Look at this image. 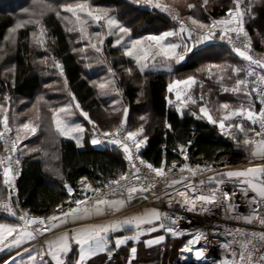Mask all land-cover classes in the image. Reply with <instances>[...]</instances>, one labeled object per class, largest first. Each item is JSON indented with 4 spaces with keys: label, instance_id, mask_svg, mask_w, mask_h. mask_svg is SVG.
Segmentation results:
<instances>
[{
    "label": "snow or ice",
    "instance_id": "1",
    "mask_svg": "<svg viewBox=\"0 0 264 264\" xmlns=\"http://www.w3.org/2000/svg\"><path fill=\"white\" fill-rule=\"evenodd\" d=\"M132 2L166 13L175 22L174 27L159 34L136 38L132 30L112 14L113 9L95 6L90 0L63 4L59 10L45 0H33V7L25 8L24 17L19 18L8 29L4 42L5 45L15 47L18 33L34 26L31 31L32 46L47 51L48 29L43 23V17L47 13H54L57 19L65 22L66 32L78 33L77 43L87 42L85 47L73 49L74 51L86 53L91 48L102 56L105 40L110 36L115 37L112 47H119L123 56L133 61L141 75H144L150 70L171 74L174 65H183L187 60L203 54L206 49L200 48V45L219 39L229 46L235 57L245 63L239 66L227 62L202 65L197 69L199 75L194 73L171 79L167 92L175 95V103L170 97L165 99L169 107H175L181 117L188 110L197 119H204L217 127L221 135L232 139L238 147L241 143L239 135L242 134L243 146L246 150L250 149L249 163L255 159L262 163L243 170L217 172L207 163L203 166L190 165L187 162V148L180 145L179 153L184 160L181 166L177 167V163L173 161L171 167H166V160L161 161L160 166H155L141 155V149L148 140L144 125L141 124L134 130L128 127L129 108L122 106V100H114L109 107L113 113L122 111L123 118L111 130H104L81 108L75 95L68 91L65 80V90L71 97L70 103L49 109L52 112V127L58 137L74 141L77 148L84 147L85 128L69 119L75 112H79L92 126L91 144L119 149L128 163L129 171L107 182L97 181L96 186L86 177L81 178L80 194L65 183L67 199L58 204L50 215H30L18 203L13 205L12 193L16 191L15 182L20 175L22 156L42 152L40 147H20L24 140L37 134L40 125L29 120L15 128L14 138L9 135L12 128L6 105L10 104L11 97L4 94L3 103H0V126L3 128L0 130V143H3L6 154L0 155V178L8 195L0 198V212L18 222H0V251L18 248L26 243L32 244L34 250L28 251L27 260L21 259L19 264H113L116 254L125 248L128 249L125 264H134L138 259V246L141 243L145 248H154L164 244L166 236L180 238L185 235L192 238L179 251L193 253L197 262H204L206 249L196 248V245L202 240L208 241L210 235L219 239L220 234H209L202 230L195 233L181 231L179 223L183 216L176 215L174 211L163 212L156 206L155 202H165L164 197L168 198L169 209L178 204L186 212L208 214L219 208L230 220L243 222L245 225H259L264 229V58L252 54V40L246 30L248 20L255 18V0H231V6L223 17L209 18L207 22L195 14L199 12V8L194 4H187L188 10L193 14L181 18L179 12L163 0ZM208 3L209 0H203L200 7L207 11ZM36 8H39V12ZM94 27L100 30L91 31ZM0 53L7 55L5 47L0 46ZM3 58L0 55V60ZM48 59L49 57H44L45 66ZM81 59L87 60L88 57L82 55ZM52 61V66L63 77V64L55 57H52ZM99 62L107 66V76L91 81L98 96L122 97V92L117 87V73L106 60ZM85 67H90V64L86 63ZM125 71L129 76L133 75V68L127 67ZM9 72L12 74L14 87L16 66L5 69V75ZM201 77L214 80L222 93L242 96L243 99L237 104L219 103L216 108L219 116H214L209 101L206 100L205 84ZM226 78H234V84L226 85ZM197 87L201 90L199 100L195 95ZM43 99L38 98V103ZM117 105L121 107L117 108ZM196 108L198 112L194 110ZM39 119L37 110V120ZM140 120L146 121L147 117L140 116ZM164 127L172 130L167 122ZM42 154L44 157L48 156L47 151ZM224 167L229 165L225 164ZM177 171L181 175L171 179ZM205 173L216 174L208 175L207 180H201L199 184L193 182L196 176ZM228 184L233 187L229 189ZM176 185H183V190H176L173 196L169 189H175ZM117 195L119 199L115 198ZM238 196L242 203L237 202ZM245 206L250 209L249 212L240 213L239 209ZM125 231H131L132 234L125 235ZM223 235L224 240L219 247L226 254L217 258L214 264H264V230L250 231L236 227L226 229Z\"/></svg>",
    "mask_w": 264,
    "mask_h": 264
},
{
    "label": "trees",
    "instance_id": "2",
    "mask_svg": "<svg viewBox=\"0 0 264 264\" xmlns=\"http://www.w3.org/2000/svg\"><path fill=\"white\" fill-rule=\"evenodd\" d=\"M0 1V46L5 47L7 52V55L0 53L4 56L0 60V103H3L4 94H8L11 102L6 106L10 111L13 105L11 103L18 98H24L29 103L38 100L40 94L44 98L37 104L40 112L39 131L35 137L28 140L27 144L31 147H40L42 152L22 156L20 175L15 182L16 196L12 201L18 203L21 209L34 214L50 215L58 204L67 199L65 183L71 185L75 192L80 194L79 181L81 178L86 177L93 186H96L97 181L107 182L109 179L118 178L124 172L125 167L123 153L120 150H113V147H97L91 143L78 149L73 141L59 138L51 129L49 109L55 104L53 102L55 95L49 86L50 84L53 86L52 83L55 82L56 76L54 74L45 76V73L50 66L53 67L50 65L52 57L63 64L67 85L80 105L100 128L111 130L119 122L121 116H115L109 110L106 111L107 108L95 98V91L82 76L80 62L71 50L70 39L75 38L76 33L74 32V35V33L66 32L64 21L57 19L54 13H47L43 17V23L48 29L47 51L36 50V47L32 46L30 41L34 26L22 29L18 33V43L15 47L5 45L4 37L8 35V29L13 27L19 18L24 17L25 8L33 7V0ZM185 1L187 4L196 5L199 12L195 14L206 22L209 18L223 17L231 6V0H209L207 11H205L200 7L203 0ZM45 2L51 3L59 10L60 5L75 3L77 0H45ZM90 2L95 6L113 9L112 14L129 27L136 38L167 31L174 25L166 13L148 9L144 5H137L128 0H90ZM174 9L179 12L181 18L193 14L188 8L184 11ZM263 10L264 2L255 0L253 9L255 18L246 23L253 50L258 53L264 52ZM36 11L39 12V8H36ZM62 15L69 14L62 13ZM111 44V39H107L104 42V48L106 56L112 58L110 65L117 73V85L122 91L125 105L129 108L128 127L134 130L143 124L148 137L147 144L141 149L144 160L155 166H160L161 161L164 160L167 161L166 167H170L173 161L180 166L184 163L179 153L180 145L187 148L189 157L187 162L192 166L197 164L203 166L205 163L214 166L215 163L227 157L238 156L233 151L236 143L231 139L219 137L217 127L208 124L204 119H197L189 114L188 110H185V114L181 117L175 107H169L165 99V97L175 99L174 94L167 92L171 79L186 77L195 72L197 74V69L202 62L206 63L207 60L201 61L198 57L187 60L183 65L175 67L171 74L164 71H147L141 75L135 63L122 56V51L113 48ZM215 46L230 49L219 39L205 44V47ZM44 57H49L46 61L47 66L45 63L40 64ZM240 62L243 63V61ZM12 65L16 66L14 87L12 86V74L9 72L5 75V69ZM127 67L133 68L132 76L125 71ZM143 104L144 107H142ZM194 110L198 112V108ZM140 116H146L147 120L141 121ZM165 122L172 126V130L164 127ZM242 137V134L239 135V138ZM91 138L92 134L89 135L90 141ZM189 141H191L190 146ZM43 151H47V157L43 156ZM37 157L40 158L37 159ZM6 196L7 190L0 178V198ZM6 220L0 217V221Z\"/></svg>",
    "mask_w": 264,
    "mask_h": 264
},
{
    "label": "crops",
    "instance_id": "3",
    "mask_svg": "<svg viewBox=\"0 0 264 264\" xmlns=\"http://www.w3.org/2000/svg\"><path fill=\"white\" fill-rule=\"evenodd\" d=\"M200 48L206 49V51H204L203 54L197 56L201 61L207 60V62H209V63H225V62H227L230 64H236L238 66L243 65V63H241L240 60L233 55L234 53H231V50L228 49L227 47L218 48L216 46L215 47H205V45H200ZM101 57L104 59V55H102ZM101 57H100V60H102ZM201 58H203V59H201ZM195 59H196V57H195ZM100 60H98V62ZM93 61L94 60H91L87 63L92 65ZM215 61H221V62H215ZM177 66L178 65H174V68ZM95 68H96V70H95ZM174 68H173V70H174ZM164 72H166V71H164ZM106 73H107V66H105L104 63H100V64H97V66L87 67L85 74L84 75L82 74V76L88 82V84L91 87H93L91 85V81L92 80H99ZM54 74H56L55 75L56 80H55V82L52 83L53 86H51V84H50L49 88L52 89V91L55 95V98L53 100V102H55V104L52 105L50 108H59V107H62V106L69 104L71 101V97L68 96L67 91L65 90V83H64L65 78H64V76L61 77L58 72H55ZM229 75H230V73H229ZM242 77H243V73H241V78ZM201 79L204 80V84H205L204 92L205 93L208 92V94H206L207 95L206 100L209 101V107L212 109L214 116H217V117L219 116V113L216 111V108H217L219 103L229 102L232 104H237L240 99H243L242 96L238 97L237 95H234L231 93H222L219 89V85L217 83H215L214 80L204 79L203 77H201ZM224 83L228 86H231L232 84H234V78L231 80L226 78ZM117 87L119 88L118 85H117ZM93 89L95 91V98L103 107H106L107 110H109V112L111 114H113V115L119 114L121 116V118H123L122 111H117V112L113 113L112 109L109 107L111 104L108 103L107 98L98 96L97 90L94 87H93ZM68 91H71L69 86H68ZM200 91L201 90L199 89V87H197L195 90L196 97L200 96ZM118 98H119V100H122V106L127 107L125 105L123 95H122V97H118ZM198 100H199V98H198ZM35 102L36 101H34L31 104V106H33V109H32L33 112L31 114H26L27 109H29V107H30L29 101L24 99V98H18L16 100H14L11 103L13 105H12V108L10 109V111L11 110L14 111V113L12 114V116H13L12 117V125L14 123L15 126H18L22 123L29 121V120H32L34 123H37L40 125V120H37L38 105H36ZM118 106L121 107V105H118ZM118 106H117V108H119ZM81 108L84 111H86L82 106H81ZM10 111H8V113ZM8 113H7V115H8ZM39 116H40V112H39ZM89 116H90V114H89ZM51 117H52V112L50 111L49 125H50L51 129L54 131V129L52 127V123H51ZM90 118H91V116H90ZM69 119L71 120V122L79 123L85 128L84 146L90 144L91 141L89 140V135L92 133V126L89 125L88 122L86 120H84V118L82 116H80L79 112H75L71 117H69ZM11 135H12V133H11ZM59 138H61V137H59ZM28 140L29 139L24 140L20 147L23 148L25 145H27L29 143ZM74 144H75V142H74ZM27 146L31 148L30 145H27ZM78 149H81V148H78ZM177 167H179V165ZM117 199H119V198H117ZM136 204L138 206V202H136ZM141 211H143V209H141ZM125 214H129V213H125ZM121 218H122V216H121ZM0 222L16 223V222L9 220V219H7L6 221H0ZM124 234L125 235H131L132 232L131 231H125ZM161 234H164V233H161ZM113 238L115 239V236ZM181 247H183L182 239L172 238L171 236H166V240H165L164 244L159 245V246L154 247V248H145L143 243H141L138 246V259L134 262V264H179L178 255L180 252L179 249ZM30 250H34V246L30 243H26L24 245H21L18 248H9V249H5L3 251H0V264H13L14 261L16 262V264H19V261L21 259L27 260L28 251H30ZM127 254H128L127 248L118 252L116 254L114 261H113V264H125ZM105 264H107V262H105Z\"/></svg>",
    "mask_w": 264,
    "mask_h": 264
},
{
    "label": "built area",
    "instance_id": "4",
    "mask_svg": "<svg viewBox=\"0 0 264 264\" xmlns=\"http://www.w3.org/2000/svg\"><path fill=\"white\" fill-rule=\"evenodd\" d=\"M252 54L257 56L258 58H264V53H257L253 50ZM244 63L245 62H243V64ZM253 95H255V94H253ZM173 101L175 103V99H173ZM258 107H259V105L257 104V108ZM0 130H3V128L1 127ZM218 134L223 139H229V138H226L225 136L221 135L219 129H218ZM9 135H11V133ZM0 144L2 147V151L0 152V155H5L6 153H4V151H3L4 145H3V143H0ZM97 147H103V146H97ZM116 150H119V149H116ZM233 151L238 154L237 157H234V158L227 157V158H225V159L214 164V166L217 168L216 169L217 172L243 170L247 167L258 166L262 163L259 159L252 160V162L249 163V160L251 159L250 149L246 150L244 146H242L241 148L240 147H234ZM225 164H228L229 167H227V168L224 167ZM124 166L125 167H124L123 173H126L129 171V166L125 160H124ZM215 174L216 173H205L202 175H198L193 179V182L196 184H199V182L201 180L206 181L208 175H215ZM180 175L181 174L177 171L170 178L175 179V178H178ZM15 187H16V185H15ZM158 187H159V185H158ZM227 187L229 189H231L233 187V185L228 184ZM176 190H183V185H176L175 189H169V192H171L173 194V196H175ZM205 191H206V189H205ZM7 195H8V192H7ZM161 195H163L162 192H161ZM15 196H16V191L14 193H12V199ZM6 197H4V198H6ZM115 198H120V197H119V195H117ZM167 199H168L167 197H164V201H165L164 203H160V202H155V203H156L157 207L163 212L174 211L176 215L183 216V219L179 223V227H180L181 231H184L185 233H195L197 230H202V231H205L206 233H209V234L212 232H218L220 234L219 239H217L216 236L210 235V238L208 241L202 240L200 242V244L196 245V248L204 247L206 249V260L204 262H197L194 259L193 253H181V252H179L178 262L180 264H191V263H193V264H209V263H213L214 261H216L217 258L223 257L226 253H224L223 250L220 249L219 244H220V242H222L224 240L223 233L226 229L240 227V228H244V229L250 230V231L251 230H255V231L264 230V229H261L259 225H245L243 222H237V221L230 220L225 216V213L223 211H221L219 208L214 209L213 212L208 213V214L189 213V212H186V211L180 209L178 204L174 205L173 209H169L168 205H167ZM176 199H179V197H176ZM236 199H237V202L242 203L239 196ZM13 205L15 206L16 203H13ZM249 210L250 209L245 206V207H241L239 209V212L242 214H247L249 212ZM29 213H30V215L43 216V215H39V214H34L30 211H29ZM0 217L7 218V219L12 220L14 222H18L14 218L7 216V214L4 212H0ZM191 238L192 237L190 235H185V236L180 237V239H182V241H183V245L187 242L188 239H191Z\"/></svg>",
    "mask_w": 264,
    "mask_h": 264
},
{
    "label": "rangeland",
    "instance_id": "5",
    "mask_svg": "<svg viewBox=\"0 0 264 264\" xmlns=\"http://www.w3.org/2000/svg\"><path fill=\"white\" fill-rule=\"evenodd\" d=\"M128 1H130V2H132V0H128ZM163 2L164 3H166V4H169V5H171L173 8H176V9H179V10H182V11H184V10H186L187 9V1H185V0H163ZM0 4H1V1H0ZM137 5H143V4H137ZM145 6V5H144ZM143 7V6H142ZM146 8H148L147 6H146ZM148 9H150V8H148ZM263 16H264V10H263V14H262ZM171 19V18H170ZM172 23H174V25H175V22L172 20ZM174 25H173V27H174ZM172 27V28H173ZM172 28H170L169 30H171ZM91 31H99L100 29L99 28H92V29H90ZM74 33V32H73ZM73 33H71V34H73ZM159 34V33H158ZM74 35H75V33H74ZM71 38V37H70ZM77 38H78V33H76V35H75V38H73L72 37V39H70V46H71V50H72V52H73V54L77 57V60H79V62H80V65H81V71H82V74L84 75L85 74V71L87 70V67H85V64L87 63V62H89V61H91V60H94L93 61V64L92 65H90V66H97V64H100V62H98V60H100V57H101V55H99V54H97V53H95L94 51H92L91 50V48H88L87 49V52L86 53H81V52H79V51H74L73 49H79V48H83V47H85V45H86V41H81L80 43H77L76 41H77ZM107 39H111V41H112V44L114 43V40H115V37H108ZM106 39V40H107ZM105 40V41H106ZM263 43H264V39H263ZM111 44V45H112ZM35 48V47H34ZM118 49H120L119 47H117ZM36 50H38V48H36ZM103 51H105V53L103 52V55H104V59L110 64V62L112 61V58L110 59L109 57H107L106 55V50H105V48H104V50ZM120 51H122L121 49H120ZM258 53V52H257ZM264 53V52H263ZM121 54H122V52H121ZM82 55H86L87 57H88V59L87 60H83V59H81V56ZM122 56H123V54H122ZM102 58V57H101ZM109 58V59H108ZM103 58H102V60H104ZM216 62H221V61H216ZM42 63H45L44 62V60H42V62H40V64H42ZM209 62H206V63H204V62H202V64H201V66L202 65H206V64H208ZM50 65H53V61H52V64L50 63ZM106 66V65H105ZM201 66L199 67V68H201ZM95 70H96V68H95ZM151 71V70H150ZM55 72H57L56 71V69L54 68V67H51L50 66V68H48V71L45 73V76H49V75H51V74H54ZM152 72V71H151ZM153 72H155V71H153ZM95 73V72H94ZM196 73V72H195ZM54 75H56V74H54ZM197 75H198V73H197ZM107 76V73L103 76V77H106ZM41 95V94H40ZM39 95V98L40 97H42V95L40 96ZM100 97H104V98H107V100H108V103H110V104H112L113 103V101L114 100H119V98L117 97V96H112V95H109V96H100ZM41 102V101H40ZM39 102V103H40ZM33 103V102H32ZM32 103H30V107H29V109H27V111H26V114H31L32 112H33V106H31V104ZM35 104L37 105L38 104V100H36V102H35ZM141 104H142V102H141ZM118 106V105H117ZM119 107V106H118ZM142 107H144V104H143V106ZM14 113V111L13 110H11L9 113H8V119H9V125H10V127L12 128V137L14 138L15 137V128L17 127V126H15V124L13 123V125H12V114ZM115 116H120L119 114H117V115H115ZM247 123V122H246ZM217 130H218V128H217ZM219 135V134H218ZM220 137V136H219ZM223 139V138H222ZM240 139V141H241V143H240V148L243 146V144H242V140H243V137L242 138H239ZM232 140V139H231ZM234 147H238L237 146V144H234ZM233 147V148H234ZM214 169H217L215 166H212ZM191 264H193V263H191ZM209 264H214V262L213 263H209Z\"/></svg>",
    "mask_w": 264,
    "mask_h": 264
}]
</instances>
